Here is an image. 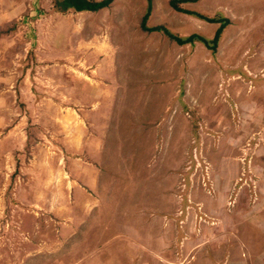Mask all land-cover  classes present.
<instances>
[{"label":"rangeland","instance_id":"obj_1","mask_svg":"<svg viewBox=\"0 0 264 264\" xmlns=\"http://www.w3.org/2000/svg\"><path fill=\"white\" fill-rule=\"evenodd\" d=\"M53 1L0 0V264H264V0H214L229 2L235 21L215 49L198 40L180 45L162 30L140 27L150 5L148 26L164 25L181 37L211 35L209 21L198 29L182 10L220 12L212 0L177 2L180 10L170 0H117L86 17L54 14ZM100 32L119 44L118 62L131 58L129 80L148 72L159 79L166 101L159 117L166 120L156 119L153 102L142 104L147 87L131 81L117 90L147 119L133 125L124 111L129 124L102 144L104 185L88 193L100 200L104 218L103 243L95 246L82 206L28 203L31 185L41 197L65 200L37 179L62 151L64 116L42 90L40 99L33 86L21 95L18 76L34 74L30 57L37 52L60 59L53 70L69 51L94 53L91 41Z\"/></svg>","mask_w":264,"mask_h":264},{"label":"crops","instance_id":"obj_2","mask_svg":"<svg viewBox=\"0 0 264 264\" xmlns=\"http://www.w3.org/2000/svg\"><path fill=\"white\" fill-rule=\"evenodd\" d=\"M116 1L117 0H113L109 6L102 7L99 10H109L110 8H113ZM197 1L198 0H194L192 2L196 3ZM212 4H214L215 7L211 5V8H213L214 11L220 12L205 13L201 10L199 11L193 9H183L185 10V12L193 11L211 18L226 19L227 24L221 33L220 39L218 41L220 42L221 39L225 38V32L227 31V28L235 24V21L232 18L233 11L230 9L229 2L226 3L224 7L221 6L223 3L216 4L214 0H212ZM52 11L57 15L63 14V12L54 10ZM87 12L92 11H75V13L85 17L87 15ZM184 14L189 15L188 17L190 19H194L198 29H201L199 25H203L205 19H202L194 14L190 15V13ZM113 22L116 23L117 20L113 18ZM208 23H211L210 25L213 26L211 32L214 28L216 31V29L220 25V22L217 21H209ZM111 29L116 30V27L112 28L111 26ZM95 30H97V28ZM215 31L211 35L202 34L201 32L197 31L195 33L203 35L207 38H212L215 34ZM96 34H101L99 36H103L97 39L94 38V41H91V44L94 46L95 43L94 49L96 51H98L99 46H103L105 48V55H97L95 51L92 54L84 55L81 53L79 55L71 57V55H69V51L68 54H63V58L61 60L63 64L56 70H53L51 68V64L60 62V59L56 61V58H53L54 55L50 53L38 54L37 52V54L35 55L32 54L30 59L34 58L35 62L46 64L47 68L45 66L42 69L43 66L36 63L35 68L37 70H35V72L33 71V75L29 76V73L23 75L21 71L18 77L21 76L22 79H24V82L22 81L21 84L23 85V88L21 87V85L19 87V92L21 95H24L21 89L27 91V89L31 90L30 88H32L33 86L36 93L38 94L36 97L40 99L42 93L38 91L42 90V92H46L47 95H50L48 98H50L52 103L58 105V107L62 109V115L64 116V118L61 120V123L59 124V126L61 127V134L59 136H61L62 138L63 152L61 151V153L58 154V159L56 160L55 166H50L49 164L39 169L40 176L37 179H40L38 181L39 185L42 183V185H45L47 187L46 190H54L57 192V194L62 192L65 200L59 202V200L57 199L58 197H56V199L52 198L51 200V198L49 199L45 197L46 194L42 195L41 197V195L39 194V186L34 187L33 185H31L30 193H34L31 196L27 197L29 201L28 203L35 204L36 206L46 205L47 207H63L64 209L69 208V206L72 207L74 201L77 206H82L84 208L83 210L86 214L83 215L84 220L81 222H83L84 224L88 223L90 225L89 227L87 226L88 230L95 229V231L90 232H92L95 236L92 239H95L97 241L99 239V235H102L105 231L104 225H102L104 224V218L102 217V215H100L102 204L99 199H92L91 197H89L88 193H90V191L94 192L96 190H101L102 185H104L101 180L103 171H101L100 167H98L100 166V164L103 165V162L106 158V155H104L103 152L102 144L107 142L111 143L114 140V134L117 135L116 131L119 125H122V123H124L123 125L129 124L128 122L126 123V118L128 116H124V111H127L126 113H128L129 116L133 117V122H138V119L141 121H146L147 119L145 118L144 114L142 115L134 113L132 109V102L131 104L129 101L123 103L122 100H119V94L117 93V90L120 91V86L124 85L128 88L131 81L133 84H139L141 88L147 87V89H142L147 99H142L141 102L142 104H144L145 102L154 103L159 112L157 115V111L153 110L157 120H166L165 118L159 117L162 111L166 112V101L165 97L163 99L160 98L161 91L158 87L161 84L159 83L160 85H158L156 83V80H159L158 78H151L148 72L147 76L143 75L138 77L139 80L141 79L140 81H135V79L133 78L129 80L127 70H129V67H131V65L127 64H131V58L127 56V59L125 58L126 61L122 63L118 62L116 56L114 55V51L115 54L118 53L117 48L119 44L117 43V41H113V39L108 40V36L106 33L100 32ZM118 35H120V33H118ZM68 39L70 38L68 37ZM84 40L85 42L89 41L86 38ZM125 43L131 45L132 42L125 40ZM88 50L91 51L92 47H89ZM11 57L13 56H10V58ZM31 61H33V59H31ZM54 71H58L60 75L55 74ZM19 80L16 78V87ZM151 86L153 88H151ZM61 90L62 97L59 96V91ZM0 92L2 93L1 90ZM163 93L165 94V92ZM126 96H128V92L126 93ZM143 110H145V106H143V108H140V112H142ZM136 124L137 123L135 122L133 123V125ZM157 124L161 125L162 123L158 121ZM3 126L4 125L0 120V133L1 130H4ZM75 195L80 203H77L78 201L76 197H71ZM64 212H66V210H64ZM91 224L94 226V228L91 227ZM67 234L68 232L65 231V235ZM64 238H71V233H69L67 237L64 236ZM88 238L90 239V237ZM108 238L109 237H107L105 240H107ZM98 241L99 242L96 243L94 242L95 246H98V243H101V239Z\"/></svg>","mask_w":264,"mask_h":264},{"label":"trees","instance_id":"obj_3","mask_svg":"<svg viewBox=\"0 0 264 264\" xmlns=\"http://www.w3.org/2000/svg\"><path fill=\"white\" fill-rule=\"evenodd\" d=\"M113 0H54L53 1V10L59 12H67V11H98L102 7L109 6ZM148 3L151 4V0H147ZM179 1H194V0H170V3L173 7L178 8L176 3ZM150 5L147 8V11L142 17L140 21V27L146 31H160L162 30L165 32L170 38L174 39L178 44L184 45L187 43L192 44L195 40H198L204 43L205 46L211 49H215L217 43L220 39L221 33L224 27L227 24V20L223 18H211L205 16L203 14H199L193 11H186L187 13L194 14L202 19H205L210 22H220L219 27L216 29L215 34L212 38H207L203 35L192 33L188 36L181 37L175 34H172L164 25H155V26H148L146 21L150 15ZM180 10V8H178ZM182 10V9H181ZM185 11V10H183ZM220 19V20H219ZM14 28H10V30ZM7 31V30H6Z\"/></svg>","mask_w":264,"mask_h":264}]
</instances>
